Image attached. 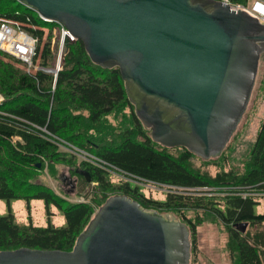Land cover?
<instances>
[{
	"label": "water",
	"instance_id": "1",
	"mask_svg": "<svg viewBox=\"0 0 264 264\" xmlns=\"http://www.w3.org/2000/svg\"><path fill=\"white\" fill-rule=\"evenodd\" d=\"M18 1L62 23L96 64L119 67L153 140L205 159L222 153L251 98L264 22L222 0ZM190 256L186 222L115 193L72 249H4L0 264H189Z\"/></svg>",
	"mask_w": 264,
	"mask_h": 264
},
{
	"label": "trees",
	"instance_id": "2",
	"mask_svg": "<svg viewBox=\"0 0 264 264\" xmlns=\"http://www.w3.org/2000/svg\"><path fill=\"white\" fill-rule=\"evenodd\" d=\"M0 16L37 37L34 59L51 66V35L43 41V28L47 23L52 28L55 22H46L18 0H0ZM0 53V199H43L47 207L56 205L62 209L66 219L60 226L36 225L32 221L17 222L11 211L0 214V250L24 246L72 249L93 216L96 195L102 192L105 201L112 194L123 193L160 212L185 216L190 209L202 211L208 219L225 226L233 264H264V211L255 210L264 199V119L244 170L222 169L212 175L195 165V153L188 148L181 146L176 153L153 140L134 111L119 67L106 68L93 62L82 40L65 43L56 76L42 70L30 73L14 63L21 60H6L5 56H12L3 50ZM125 106L130 113L124 111ZM111 114L114 120L122 117L118 124L109 119ZM44 128L131 175L196 189V193L169 190L158 198L144 184L117 178L86 161L78 162L77 156L62 151ZM54 162L73 166L77 185L83 179L82 200L69 201L51 185L35 179L39 171ZM81 169L89 172L90 180L77 172ZM94 181L97 184L86 191L85 185ZM225 186L226 190L218 192L201 189ZM204 220L201 216L195 222L189 219L190 231L196 234V226Z\"/></svg>",
	"mask_w": 264,
	"mask_h": 264
},
{
	"label": "rangeland",
	"instance_id": "3",
	"mask_svg": "<svg viewBox=\"0 0 264 264\" xmlns=\"http://www.w3.org/2000/svg\"><path fill=\"white\" fill-rule=\"evenodd\" d=\"M45 25L46 26L43 28V41H46L50 35L51 41L54 39V43H51L53 55L49 60V65L53 66L56 63L55 52L57 49L60 34L58 29H56L55 25L52 26V28L49 27L48 23ZM2 55L3 54L0 53V56ZM11 56L12 57L5 56L4 58L6 60H13L16 58L13 57V55ZM14 63L18 66H24V63L17 62L16 60H14ZM124 111L130 113L131 109L125 106ZM113 117V114L109 115V119H111L114 124H118L120 119H122V117H120L118 121L116 120V118L114 120ZM263 119L264 51L261 53L258 73L247 109L241 121L239 122L236 130L228 141L227 145L225 146L220 155L210 157L208 159H205L195 154L193 158L195 165L200 167L202 171L208 172L212 175H215L218 171L222 169L229 170L231 168L236 171L242 172L245 168L246 161L250 156L252 145L256 139L258 130ZM123 122H125V120H123ZM145 128L150 132V128ZM170 149L173 152L177 153L182 149V147L175 146L170 147ZM77 161H82V159L77 156ZM72 167L73 166L65 162L50 163L46 165L43 170L38 172V176H36L35 179H37V181L42 180L46 182L47 184L51 185L54 189H56L57 192L67 197L69 201L76 202L78 200L83 199V196L80 193L81 185L83 184V179L79 181L77 187H73L71 185V181H73L72 178L78 176L76 173L73 172ZM63 177H65V180H62ZM70 177L72 178L70 179ZM96 184V181L92 182V184H86L85 190L90 192V188ZM144 186H146L147 188H152L154 190V195L158 198H163L164 196H166L165 193H167L169 190H173L176 192L186 191L196 193V189H185L182 187H176L165 183L147 182ZM201 189L214 190L218 192L222 189L226 190V186L223 188L210 187ZM84 191L82 192V194L85 193ZM92 193L89 196H91ZM102 201L103 193L100 192L98 196L96 195V197L92 201L94 212L100 206L98 203ZM255 210L257 212L264 211V204H262V206L256 205ZM10 211L14 214L16 221L20 223L32 221L36 224L41 225L51 223L53 225L60 226L65 224L63 210L57 207L56 205H50L49 207H47L44 200H41L39 198L31 199L29 202L24 198H12L9 201L6 199H0V214H7ZM174 214L177 215L181 220L188 223L189 226V219H192L194 222L196 221L197 216H201V218L205 219L204 221H202L201 224H198L196 226V234H193L192 230L190 231L191 256L189 264H233L229 257V251L227 249L228 232L221 222L213 221L211 218L208 219L207 215H205L202 211L197 212L193 209L188 210L185 216L179 213Z\"/></svg>",
	"mask_w": 264,
	"mask_h": 264
},
{
	"label": "built area",
	"instance_id": "4",
	"mask_svg": "<svg viewBox=\"0 0 264 264\" xmlns=\"http://www.w3.org/2000/svg\"><path fill=\"white\" fill-rule=\"evenodd\" d=\"M228 2L232 7L236 9H243L249 12L251 15L257 17L259 21L264 22V0H222ZM41 17V16H40ZM46 22H55V27L59 31V39L56 49V63L53 66H45L36 62L34 57L36 55V49L38 44L37 37L29 34L27 31L22 29L20 26L14 24L11 20L3 18L0 16V49L13 55L17 59L21 60L24 63V69L30 73H34L35 70H42L48 73H52L54 76L57 75V72L61 68L63 54L65 52V43L67 41H74L76 37L66 28L62 23L56 20L46 19L41 17ZM54 43V39L51 41ZM52 46V44H51ZM3 97L0 96V100ZM45 129V128H44ZM48 136L53 142H56L60 149L64 152L74 154L82 161L94 164L100 168L107 170L110 174L114 175L117 178L129 179L133 182L146 185L147 182L142 178L131 175L126 171L122 170L115 164L109 162L108 160L102 158L101 156L82 148L58 135H55L48 130Z\"/></svg>",
	"mask_w": 264,
	"mask_h": 264
},
{
	"label": "crops",
	"instance_id": "5",
	"mask_svg": "<svg viewBox=\"0 0 264 264\" xmlns=\"http://www.w3.org/2000/svg\"><path fill=\"white\" fill-rule=\"evenodd\" d=\"M34 199V198H33ZM42 200V199H41ZM45 202V201H44ZM262 204H264V199H262V202H261V204H260V206H262ZM55 206V205H54ZM259 212H263V211H259ZM64 218H65V216H64ZM65 221H66V219H65ZM25 223H27V222H25ZM34 223V222H33ZM34 224H36V223H34ZM36 225H41V224H36ZM47 225V224H46Z\"/></svg>",
	"mask_w": 264,
	"mask_h": 264
}]
</instances>
